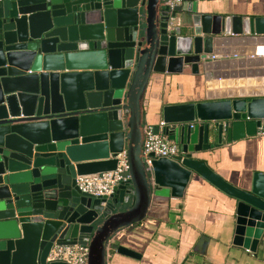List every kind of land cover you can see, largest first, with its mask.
<instances>
[{
    "label": "water",
    "instance_id": "obj_1",
    "mask_svg": "<svg viewBox=\"0 0 264 264\" xmlns=\"http://www.w3.org/2000/svg\"><path fill=\"white\" fill-rule=\"evenodd\" d=\"M219 1L0 0V264H67L48 260L55 244L88 246L87 264L138 260L120 232L192 175L234 200L233 246L264 244V173L241 189L206 160L264 124V0L244 14ZM184 75L195 94L154 128L179 155L146 170L143 100ZM124 152L130 179L111 196L79 189Z\"/></svg>",
    "mask_w": 264,
    "mask_h": 264
},
{
    "label": "crops",
    "instance_id": "obj_2",
    "mask_svg": "<svg viewBox=\"0 0 264 264\" xmlns=\"http://www.w3.org/2000/svg\"><path fill=\"white\" fill-rule=\"evenodd\" d=\"M224 2H218L221 9L232 4L234 14L248 12L246 0ZM175 78L172 83L149 86L143 100L142 134L147 127H162L164 104L189 100L195 94L192 77ZM206 157L219 176L246 188L254 172L264 173V137L224 143ZM233 206V199L192 175L181 199L156 198L143 223L120 232L124 240L120 244L140 255L138 260H122L127 264H264V244L255 254L232 245Z\"/></svg>",
    "mask_w": 264,
    "mask_h": 264
},
{
    "label": "built area",
    "instance_id": "obj_3",
    "mask_svg": "<svg viewBox=\"0 0 264 264\" xmlns=\"http://www.w3.org/2000/svg\"><path fill=\"white\" fill-rule=\"evenodd\" d=\"M182 1L183 0H164L171 8L179 6ZM256 135L258 137H264V124L258 127ZM141 154L144 158L145 168L149 170L152 161L150 155H153L156 159H172L179 155V149L175 143L168 140L165 136L155 134L152 127H147L142 134ZM116 159L118 160V164L113 171L86 177H77L79 189L83 193L93 197L111 196L114 193L115 187L130 179L126 153L124 152L117 155ZM88 254V246L55 244L48 255V260L67 264H87Z\"/></svg>",
    "mask_w": 264,
    "mask_h": 264
}]
</instances>
